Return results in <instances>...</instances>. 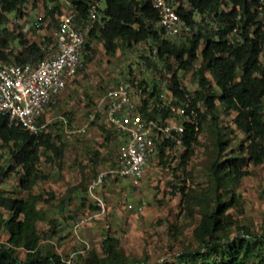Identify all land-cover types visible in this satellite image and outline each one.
<instances>
[{"label":"rangeland","instance_id":"374dc122","mask_svg":"<svg viewBox=\"0 0 264 264\" xmlns=\"http://www.w3.org/2000/svg\"><path fill=\"white\" fill-rule=\"evenodd\" d=\"M45 7L43 0H30L24 6L26 13L16 15L19 20L10 18V27L23 31L30 39L46 43L45 35L52 28L45 18ZM101 7H105V0L101 1ZM196 18L206 23L212 16L198 13ZM169 39L180 41L181 37ZM18 40L12 38L10 48L17 50ZM94 41L95 57L67 82L58 101L46 114L47 119H52L51 129L59 134L56 140L63 146V155L58 157L42 152L39 166L47 176L31 190L41 195L38 206L46 215L38 222L40 247L53 249L65 261L71 258L70 264H84L85 257L72 256L74 251L88 246L103 255V241L107 235H112L118 239V247L124 256L135 264H175L178 253L199 248L195 230L204 212L214 208L218 196L230 198L229 189L234 187L239 200L225 210V215L230 216L223 218L225 221L231 219L233 224L219 233L240 236L248 230L257 248L264 249L261 241L264 238V160L257 162L247 150L242 152L247 140L245 133L234 123L236 112L227 111L218 98L213 111L206 108L201 97L198 100L204 116L200 118L201 130L186 163L182 161L185 146H168L163 155L158 152L153 155L141 180L134 181L129 176L109 177L107 182L90 191L89 184L97 173L116 164L123 139V135L108 128L105 121L103 97L111 86L120 79H132L136 87L137 110L141 103L140 87L145 89L152 107L185 102H174L176 99L170 91L172 71L167 69L157 52H148L136 45H121L114 53H108L100 39ZM204 44L202 40L192 66L177 70L181 84L188 90L187 101L196 97L201 88L197 69L203 70L210 90H218L202 55ZM172 63L175 69L176 62ZM61 116L69 119V130L86 125V131L68 132ZM170 119L178 121L179 117L171 114ZM216 122L224 127L228 137L226 154L237 152L246 157L240 168L247 173L234 186L217 188L211 172V162L216 155ZM103 127L109 132H104ZM0 152V162L8 168L2 188L26 197L29 192L19 187L22 170L13 165L9 146ZM8 216L9 211L0 207V241H6L9 235L4 225ZM83 219L87 220L77 227ZM19 253L25 256L23 248H19ZM248 264L264 263L256 256L250 258Z\"/></svg>","mask_w":264,"mask_h":264},{"label":"trees","instance_id":"16d2710c","mask_svg":"<svg viewBox=\"0 0 264 264\" xmlns=\"http://www.w3.org/2000/svg\"><path fill=\"white\" fill-rule=\"evenodd\" d=\"M29 1L0 0L2 60L27 62L44 56V40L30 39L23 31L10 27V15H24V6ZM43 1L46 5L45 18L49 20L52 28L45 37L51 39L64 6L60 0ZM71 1L78 11L79 19L87 14L90 4L96 0ZM189 1V8L179 5L178 10L191 28L179 36L180 41H176L162 37L156 26L159 13L152 0H105V7L101 8V19L96 22L86 42L84 67L95 57V39H100L108 53H114L121 45L134 46L151 38L158 44L159 58L167 69L172 71L170 91L176 99L174 102L187 101L188 90L181 84L177 70L193 65L204 40L202 55L218 90H210L203 70H196L200 75L201 88L196 97L189 98V105L196 110L199 121L197 124L187 123L183 135L185 151L182 161L186 163L193 153V144L201 130L200 118H203L204 114L197 104L201 97L209 111L215 109V100L218 98L227 111L236 112L234 123L245 133L247 140L246 149L242 152L247 150L255 161L261 162L264 160V23L256 7L257 0ZM198 13H209L212 16L211 21H199L196 18ZM12 38L19 39L17 50L10 48L9 42ZM173 61L176 62L175 69ZM84 67L78 70L72 80ZM139 92L140 113L149 118H170L168 104L152 107L145 89L140 87ZM51 126L53 123L44 131L33 133L20 123L10 125L5 118L0 117V150L9 146L13 165L22 170L19 187L29 192L26 197H19L2 188L3 177L8 173V168L0 162V207L9 211V216L4 221L9 235L6 241H0V264H69L53 249L40 247L38 222L44 220L46 215L44 209L38 206L41 195L31 192L34 185L47 176L39 166L42 152H49L58 157L63 155V146L56 140L59 134L56 135ZM107 126L118 131L108 124ZM103 128L104 132H109ZM214 132L216 155L211 162L214 181L217 188L234 186V183L247 173L240 168L241 161L246 157L237 152L226 154L228 137L224 127L217 122ZM241 141L239 144H242ZM168 146L180 145L172 139H163L157 144V152L163 155ZM11 168L13 167H9ZM229 192L230 198L218 196L214 201V208L204 212L202 221L195 230L199 248L178 253L175 264H248L250 258L256 256H260V262L264 263V249L257 248L251 232L246 230L240 236L219 233L233 224L231 219L223 220L224 217L230 216L224 212L239 200V194L234 187H231ZM259 237L256 236L257 239ZM261 241L263 243L264 238ZM19 248L25 250L24 257L20 255ZM102 248L103 255L89 248L85 249L90 250L89 253L79 254L85 257L84 264H135V261L124 256L118 247V239L112 235H107Z\"/></svg>","mask_w":264,"mask_h":264},{"label":"built area","instance_id":"2783aa9c","mask_svg":"<svg viewBox=\"0 0 264 264\" xmlns=\"http://www.w3.org/2000/svg\"><path fill=\"white\" fill-rule=\"evenodd\" d=\"M101 1L92 2L87 14L78 19L73 2L60 0L64 10L58 16V26L52 38L43 44L42 58L27 62L0 59V117L10 125L20 123L33 133L48 128L52 120L46 118L48 110L58 101L67 82L85 65L86 42L96 22L101 19ZM152 3L159 13L156 26L163 38L178 37L191 28L178 10L179 5L189 8V0H152ZM256 7L264 23V0H257ZM10 18L19 20L15 14ZM154 42L147 38L135 45L148 52H157L158 44ZM135 91L133 81L124 78L111 86L103 97L105 121L117 129L123 139L116 164L97 173L89 184L90 191L107 182L109 177L129 176L134 181L141 180L157 152L158 142L172 139L183 146L187 123L197 124L199 121L189 101L168 104L171 114L179 117L178 121L146 117L136 109ZM61 120L70 133L86 131V125L69 130V119L61 116ZM85 249L74 251L72 256ZM67 262L70 264L71 258Z\"/></svg>","mask_w":264,"mask_h":264}]
</instances>
